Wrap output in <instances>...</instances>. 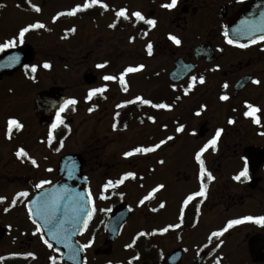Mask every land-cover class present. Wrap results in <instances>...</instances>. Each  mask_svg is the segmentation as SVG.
Returning <instances> with one entry per match:
<instances>
[{
	"label": "flooded vegetation",
	"instance_id": "af4514ba",
	"mask_svg": "<svg viewBox=\"0 0 264 264\" xmlns=\"http://www.w3.org/2000/svg\"><path fill=\"white\" fill-rule=\"evenodd\" d=\"M170 2L98 0L83 9L91 0H65L64 9H58L56 0H0V46L14 42L0 51V106L6 117L0 132L3 139L12 140L32 134L38 142L41 93L59 87L66 97L47 128L57 123L66 101H77L60 113L63 123L53 129L52 140L59 146L79 122L80 151L60 158L77 153L84 159L93 213L79 239L93 236L95 230L99 264H264V222H257L264 217V41L259 40L264 35V0H178L174 8L162 6ZM77 7L83 10L66 14ZM122 10L128 19L116 15ZM135 12L155 20V26L138 20ZM35 24L44 27H31ZM26 27L29 31L21 40ZM60 58L66 69L63 82L51 77ZM45 63L50 68H44ZM99 64L106 67L98 68ZM141 66L125 75L121 85L119 77L127 68ZM76 68L81 71L73 80ZM108 75L117 79L105 81ZM256 80L260 83H253ZM97 88L106 91L89 99ZM137 98L169 107L153 108ZM249 104L260 109L259 123L245 115ZM13 119L22 128H13L9 135L8 122ZM218 130L222 131L215 147L201 155L213 179L205 175L201 180L196 155ZM158 144L155 151L125 156L137 147ZM24 152L29 161H20L22 167L34 172L38 159L34 152L32 157L30 150ZM59 160L56 179L50 176L46 186L58 180ZM245 169L247 175L236 180ZM129 172L134 178L105 191L109 180L115 183ZM26 180L37 185L35 179ZM202 183L206 195L185 204ZM232 220L244 222L212 236ZM119 225L117 236L110 238L109 232ZM29 230L36 232L41 248L52 251L33 222ZM10 255L13 264H25L26 257L31 264L38 256L24 249ZM86 256L88 261L87 251Z\"/></svg>",
	"mask_w": 264,
	"mask_h": 264
},
{
	"label": "rangeland",
	"instance_id": "374dc122",
	"mask_svg": "<svg viewBox=\"0 0 264 264\" xmlns=\"http://www.w3.org/2000/svg\"><path fill=\"white\" fill-rule=\"evenodd\" d=\"M56 2L58 9L65 7V0H56ZM9 11L10 14H12L11 9H9ZM62 54L64 55L65 51H62ZM80 71L81 68L75 69L72 74L73 80L78 79ZM51 77L58 82L64 81L66 69L63 58L58 60L56 69L51 74ZM42 79L45 81V76H43ZM5 118V110L0 106V125L4 124ZM80 129L79 122L75 123V125H73V134L69 136L67 140L64 137L65 141L59 146L54 144L55 141L52 140V138L51 140L49 139L50 133L51 136L53 133L52 127H38V142L33 141L32 134L19 137L21 139L18 140H12L9 138L3 139L2 133L0 132V197L4 198L3 202H0V225L8 227L6 237L0 242V257L16 252L18 249H24L26 252L28 251L35 256L38 255L37 259L31 264H49L47 261L49 256H52V258L57 257L53 251L41 248L39 246L41 241L37 239L36 232L29 230V227L32 226V222L27 202L29 197L34 194L35 184L31 185V183L26 184L25 182L27 181L26 179L30 178L32 182L33 179H35L37 182L36 184H39L41 181H50V176H53V180H55V168L57 167L60 156L68 151H80L79 149L82 142V133ZM21 149L30 150L31 157L32 152L36 155L39 167L34 172L22 167L20 161L29 160L26 159L25 156L18 157L16 155ZM53 164L55 166H53ZM21 191L28 192L29 196L23 199L20 198L13 206L11 203L12 200L16 199L17 194ZM5 209H7V211ZM90 234H92V232ZM92 235L93 236L89 238H80V240L89 245L86 249V251L89 252L87 264H99V259L94 254V248L98 245L96 244L97 235L95 230ZM30 237H33L35 241L33 244L29 242ZM92 237L93 241L90 240ZM25 259L24 261H27L28 257Z\"/></svg>",
	"mask_w": 264,
	"mask_h": 264
},
{
	"label": "water",
	"instance_id": "95a60500",
	"mask_svg": "<svg viewBox=\"0 0 264 264\" xmlns=\"http://www.w3.org/2000/svg\"><path fill=\"white\" fill-rule=\"evenodd\" d=\"M4 57L0 58V68ZM3 72L0 73V78ZM62 88L56 87L50 91H44L40 95L38 106L42 113L41 125L51 123L54 111L65 101ZM39 98V97H38ZM41 105V106H40ZM84 159L79 154L65 155L60 160L58 169V181L51 187L40 189L29 202L32 209V219L40 226L42 235L48 243L61 252L64 264H85V252L78 236L84 228V221H88L93 207L89 200L88 182L82 169ZM47 196L48 200H58L59 211L52 223H46L42 215L37 213L38 198L42 205ZM121 225L109 237L117 236ZM6 227L0 225V241L6 235ZM53 233H56L54 238Z\"/></svg>",
	"mask_w": 264,
	"mask_h": 264
},
{
	"label": "snow or ice",
	"instance_id": "6c2138e0",
	"mask_svg": "<svg viewBox=\"0 0 264 264\" xmlns=\"http://www.w3.org/2000/svg\"><path fill=\"white\" fill-rule=\"evenodd\" d=\"M177 2H178V0H171L170 3H168V4H164V5H162V6L165 7V8L171 9V8H174V7L177 5ZM97 3H98V0H91V3H86V4L83 5V9H87V8H89V7H92L93 5H95V4H97ZM101 7L107 8V5H103V4H102ZM83 9L80 8V7H77V8L73 9L72 11H70V12H68V13H66V14H67V15H70V16H71V15H75L76 12L81 11V10H83ZM35 10H36L37 12L40 11L39 8H36ZM60 15H65V13H60ZM116 15H117L118 17H123L124 19H128V16L126 15V11H124V10L117 12ZM132 15H134L138 20L144 21L145 23H147V24H149V25H151V26H153V27H154L155 24H156V21H155V20H146L145 17H144L140 12H135V13H133ZM31 27H33V28H43L44 25H43V24H35V25H32ZM110 27L115 28L116 25H115V24H112V25H110ZM28 31H29V28L26 27V28H24V29L20 32V38H21V40L23 39L24 34H25L26 32H28ZM224 34H225V36H227V35H228L227 31H226ZM169 39H171L172 41H174L177 45L180 44L179 39H177V38L174 37V36H170ZM259 40H260V41H264V35H261V36L259 37ZM227 42H228L229 44H232V43H233V41H232L231 39H229ZM252 42H253V43H256L257 41H256L255 39H253ZM10 46H14V42H9L8 44H5V45H3V46H0V51H2L3 48H5V47H10ZM238 46L243 48V47H247L248 45L240 44V45H238ZM147 51H148V54H149V55H152V45H151V44H148V46H147ZM16 59H18V58H16V57H13V58H12L13 61H15ZM43 67H44V68H50V65L47 64V63H45V64L43 65ZM97 67H98V68H104V67H106V65H104V64H99V65H97ZM141 68H142V66H141V67H129V68H127V69L125 70V73L119 77V81H120L121 85H124V76H125V75H127L128 73H134V72L140 71ZM31 71H32V72H35V71H36V67L33 66L32 69H31ZM103 79H104L105 81H113V80H116L117 78L114 77V76H110V75H108V76H104ZM191 79H192V82H193V85H194L195 82H196V80H197V77L193 76ZM199 83H201V84L204 83V78H203V77H200V78H199ZM253 83L259 84L260 81L256 80V81H253ZM225 87H227V85H225ZM126 90H127V88H125V91H126ZM105 91H106L105 88H97V89H94L93 91H91V92L89 93L88 98L91 99V97H92L93 95H95V94H101V93H103V92H105ZM137 99H139V100L141 101V103H143V104H151V107H153V108L164 109V108H168V107H169V106L166 105V104H152L149 100H145V99H142V98H137ZM220 99H221V100H228L229 97H228V96H221ZM76 103H77V101H75V100H68V101L65 102L64 106L61 107V108H60V111L57 113V123H54V124L52 125V128H53V129L57 128L59 124H62V123H63V120H62L61 117H60V113H61V112H64L65 109L68 107V105H75ZM247 107L249 108V111L246 112L245 115H246V116H251V117L254 119V121H255L256 123H259L260 120H259V117H258L256 114L260 111V109H259V108H256V107H253L251 104L247 105ZM90 111H92V109H90ZM149 119H151V117H150ZM229 123H232V121H229ZM113 127L115 128L116 125H113ZM13 128L20 129V128H22V125H21L18 121L14 120V119H13V120H9V122H8V131H9V135L11 134ZM182 130H183L182 128L178 129V131H182ZM221 131H222V130H218V131L216 132V136H215V138H214L213 140L209 141V143L206 144V145L204 146V148L201 149L200 153H197V155H196V160H197L198 162H200V165H201V169H200V178H201V180H203V178L205 177V175H207L208 180H212V179H213V177L211 176L210 173H206V171H205V169H204V166H203V161L201 160V155H202V153H203L204 151L208 150L209 148H214V147H215V145H216V143H217V140L219 139V137H220V135H221ZM51 138H52V136H51V133H50V135H49V139L51 140ZM168 139L171 140V139H173V138H172V137H168ZM162 143H163V142H162ZM159 147H160L159 144L156 145L155 147H137V148H135L133 151H130V152L125 153V156H126V157H131V156H133V155H135V154L149 153V152L155 151L156 148H159ZM16 155H17L18 157H20V156H27V153L24 152L23 149H21V150H19V151L16 153ZM31 162H32V164H34V165L36 164V161H35V160H32ZM246 175H247V169H245V171L242 172L239 176H236L235 179H236V180H239V179L241 178V176H246ZM128 178H134V173H131V172L127 173V174H126L121 180H119V181H117V182H115V183H114L113 181L109 180V181L107 182V184L105 185V191L108 189V187H116V186H118L119 184H122V183L124 182V180H126V179H128ZM48 183H50V181H41L39 184L35 185V187L38 188V189H40V188H43L44 185H45V184H48ZM160 187H163V186H160ZM206 188H207V186H206L205 184L202 183V184H201V189H200V191L194 193L193 195H190V196L187 198V200L185 201V204H187L189 201L195 199L196 197H203V196H205V195H206ZM154 191H159V188L154 189ZM150 195H151V194H150ZM28 196H29V193H28V192H26V191H21V192H19V193L17 194L16 199H13L11 203H12V205L14 206V205L17 203V200H18V199H20V198H24V197H28ZM105 198H106V197H104L103 195L101 196V199H105ZM43 199H44V203L41 205V204L39 203L40 198H38L37 213H36V214L42 215L43 218L45 219V222H46V223H52L53 220H54L55 217H56V213L59 211V203H58V200L53 199V200L49 201L48 198H47V196H46L45 198H43ZM144 199L147 200V199H149V197H145ZM3 200H4V198H3V197H0V202H3ZM89 200H91V193H89ZM143 203H144V201L142 200V201H141V204H143ZM160 207L163 208L164 205L161 204ZM5 210L7 211V209H5ZM29 214H30V215L33 214V213H32V209H29ZM245 219L251 221L253 218H252V217H246ZM243 222H244V221H242V220H232V221H229V223H228V227H227V228H225L222 232H213V233H212V236H213V237H219V236L223 235V232L228 231V229L231 228L232 226L237 225V224H240V223H243ZM257 222H264V217H260L259 220H258ZM33 223H35V221H33ZM84 225H85V227H87V221H84ZM177 227H179V225H177ZM39 231H40V226L37 225V232H39ZM164 231L166 232V231H168V229L166 228V229H164ZM140 235L143 236V235H145V233H140ZM53 236H54V238H55L56 233H53ZM44 243L47 244V246H48L49 248H52V245H51L50 243H48L47 240H45ZM88 246H89V245H84V247H88ZM129 247H131V245H129ZM51 259H52V264H56V260H55V258L53 257V258H51Z\"/></svg>",
	"mask_w": 264,
	"mask_h": 264
},
{
	"label": "trees",
	"instance_id": "16d2710c",
	"mask_svg": "<svg viewBox=\"0 0 264 264\" xmlns=\"http://www.w3.org/2000/svg\"><path fill=\"white\" fill-rule=\"evenodd\" d=\"M7 262H10V261H7Z\"/></svg>",
	"mask_w": 264,
	"mask_h": 264
}]
</instances>
